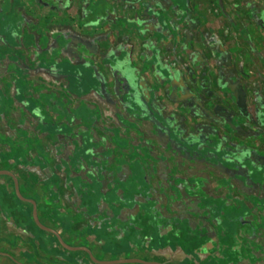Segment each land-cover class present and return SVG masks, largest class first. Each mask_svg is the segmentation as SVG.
I'll use <instances>...</instances> for the list:
<instances>
[{"label":"crops","instance_id":"crops-1","mask_svg":"<svg viewBox=\"0 0 264 264\" xmlns=\"http://www.w3.org/2000/svg\"><path fill=\"white\" fill-rule=\"evenodd\" d=\"M252 1L0 0V264H264Z\"/></svg>","mask_w":264,"mask_h":264},{"label":"flooded vegetation","instance_id":"flooded-vegetation-1","mask_svg":"<svg viewBox=\"0 0 264 264\" xmlns=\"http://www.w3.org/2000/svg\"><path fill=\"white\" fill-rule=\"evenodd\" d=\"M160 172H161L162 176L169 182L170 185H171V182H173L174 186L171 185L173 190H182L185 187L191 194L194 195L193 197L187 198V199H179V200L177 199L180 207L182 205H187V209H188L187 212H185L186 214L185 213H179L180 214L179 215L180 216L179 221L181 223V226L185 225L186 221L189 222L190 226H193V223L195 222L194 218L198 217V219L204 220L207 222V228L209 229V223H210L209 222L210 217L208 214L209 208L208 207H206V208L201 207V203L203 202V199L200 198V195L198 193L201 191L200 186H198L193 181H189L188 183H185V182L179 183L178 179H176V176L172 175L168 168H162ZM175 187H176V189H175ZM201 188H202V186H201ZM181 195H183L182 192H181ZM169 198H170V196L168 195L167 199L169 200ZM179 198H180V195H179ZM172 200L174 202L176 199H173L171 196L170 202ZM35 222H36V220H35ZM90 256L92 258H94V255L92 256L90 254ZM142 260H144V259H142ZM96 261L101 262V260H98V259ZM145 261H148V260H145ZM148 262H151V263H147V264L159 263V262H155V261H148Z\"/></svg>","mask_w":264,"mask_h":264},{"label":"water","instance_id":"water-1","mask_svg":"<svg viewBox=\"0 0 264 264\" xmlns=\"http://www.w3.org/2000/svg\"><path fill=\"white\" fill-rule=\"evenodd\" d=\"M263 111H264V107H263V109H262ZM1 173H3V171H0V174ZM6 173H9V174H11L12 175V173L11 172H7L6 171ZM16 180V179H15ZM171 185L172 186H174V184H173V182H171ZM191 185V184H190ZM16 187L18 188V183H17V180H16ZM18 191V190H17ZM181 192L183 193V195H181ZM19 194V193H18ZM179 195H180V198H179ZM19 196L21 197V198H23L20 194H19ZM194 195L193 194H191L185 187L182 189V190H176V193L175 194H173L172 195V198L174 199H187V198H191V197H193ZM31 201V200H30ZM34 217H35V220H36V222L38 223V225H40L41 227H43V228H46V229H49V228H47L46 226H43V225H41V222H40V220H39V218H38V216H37V211H36V208H35V210H34ZM54 233H56V232H54ZM59 236V235H58ZM60 238V237H59ZM60 240H61V242H63L62 241V239L60 238ZM89 253L93 256V254L89 251ZM95 258V257H94ZM97 260V259H96ZM116 262H131V261H140V262H143V263H151V262H148V261H145V260H142V259H135V260H133V259H122V260H115Z\"/></svg>","mask_w":264,"mask_h":264},{"label":"rangeland","instance_id":"rangeland-1","mask_svg":"<svg viewBox=\"0 0 264 264\" xmlns=\"http://www.w3.org/2000/svg\"><path fill=\"white\" fill-rule=\"evenodd\" d=\"M252 1V0H251ZM252 2H256L257 4L260 3V5L263 7L264 5V0H255V1H252ZM250 3V2H249ZM250 11L252 10L251 8H248Z\"/></svg>","mask_w":264,"mask_h":264}]
</instances>
